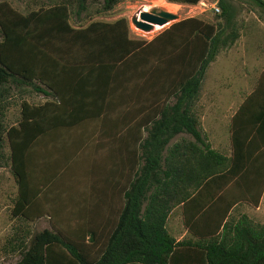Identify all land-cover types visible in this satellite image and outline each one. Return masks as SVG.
<instances>
[{"label":"trees","instance_id":"obj_1","mask_svg":"<svg viewBox=\"0 0 264 264\" xmlns=\"http://www.w3.org/2000/svg\"><path fill=\"white\" fill-rule=\"evenodd\" d=\"M49 1L50 5L34 7L26 14L5 0L0 2V107L15 76L22 79L19 84L23 87L33 84L36 91L45 93L36 86L38 83L59 96L54 82L40 73V67H55L63 61L65 52L71 53L70 46L79 48L78 54L71 55L78 61L105 62L114 71L128 64L132 65L131 72L137 73L140 57L148 54L156 41L160 48L153 60L161 75V83L155 87L160 103L155 108L156 116L147 120L146 136L141 131L136 134V148L116 152L127 155L123 164L81 167L82 173L103 178L125 177L124 181L100 183L104 186L101 190L121 197L116 212H91L94 201L88 200L89 212L80 216L82 228L70 227L73 214L61 216L59 222L52 215L49 228H35L36 221L46 213H36L30 206L28 150L42 131V111L52 104L22 101L16 126L6 125L0 117V146L8 142L7 165L18 192L10 213V232L4 241L9 251L4 244L0 249L18 255L13 264H264V222L244 213L234 214L239 204L257 206L264 191V182L250 180L249 165L241 164L236 154V116L231 118V153L226 155L207 142L196 114L206 70L240 36L232 0H217L220 13L212 21L182 18L149 42L129 37L125 17L113 22L91 21L79 27L70 23L74 13L105 15L122 0ZM169 1L195 5L200 0ZM252 1L264 11V0ZM133 73H128L121 94L136 84L131 82ZM111 81L109 78L105 100ZM180 132L191 140L182 137L167 147ZM3 159L0 157V166L6 164ZM70 161L65 158L57 165L61 175L75 173L76 166ZM46 172L53 173V167ZM64 184L68 187L72 183ZM107 185L114 186L112 192L105 188ZM177 205L182 207L184 226L190 235L179 241L166 229L168 214Z\"/></svg>","mask_w":264,"mask_h":264},{"label":"crops","instance_id":"obj_2","mask_svg":"<svg viewBox=\"0 0 264 264\" xmlns=\"http://www.w3.org/2000/svg\"><path fill=\"white\" fill-rule=\"evenodd\" d=\"M5 1L15 8L11 1ZM21 4L26 5V11L16 9L26 14L34 7L50 5V1L22 0ZM118 18L120 17L111 19L97 15L88 17L84 13H74L70 16V23L73 27H79L78 24L85 26L91 21L113 22ZM164 29L150 38L141 39L149 42ZM129 35L131 38H136L132 35L131 29ZM68 48V52L71 53L65 52V58L55 67L50 68L48 65L40 67V73L54 82L59 96L38 83L36 86L45 90V93L36 91L33 84H26L23 87L19 84L22 79L15 76L9 82V95L0 107V117L6 125L16 126L21 116L22 101L33 105H43L45 102L52 104L49 109L42 111V131L29 145L28 159L31 174L28 188L32 200L30 206L35 208L36 213H51L53 210L54 219L57 221L61 216L63 218V215L73 214L75 216L73 226L70 227L82 228L80 216L89 212L88 200L94 201L90 204L91 212L110 214L116 212L121 197L101 190L104 186L100 183L103 180L112 183L118 180L124 181L125 177L118 175L103 178L82 173L81 167L88 164L97 166L123 164L127 155L125 156L123 152L119 155L116 152L135 149L136 146L133 144L139 131L142 132L143 137L146 136L147 120L150 121L156 116L155 108L160 103L158 102L160 96L159 100H156L155 87L160 85L161 75L158 63L153 60L156 50L160 48V42H154L148 48L149 53L140 57L142 62L137 65V73L131 72L132 65L128 64L114 71L105 62L78 61L77 56L74 59L71 55L78 54L79 48L75 45ZM67 57L70 60L67 61ZM241 69L244 73L233 80L227 79L218 84L216 81L210 82V85L219 88L208 92L201 90L196 104L198 128L205 138V133H217V150L229 155L231 118L236 116V154L241 164L249 165V179L264 182V61L243 62ZM207 70L202 79V87ZM128 73H133L134 79L131 82L136 84L121 94L122 84L129 79ZM109 78L112 80L111 91L105 100ZM239 109L242 110L241 113ZM182 137L191 140L186 133L180 132L167 147ZM8 154V142L5 140L0 146V157H4L3 162L6 163L0 166V213L4 209L11 213L18 194L16 179L7 165ZM65 158L71 160L70 165L76 166V171L72 175H61L56 169L57 165L63 164ZM48 167H53V173L46 172ZM65 182L73 184L67 187ZM113 187V185L105 186L111 192ZM263 200L264 191L257 206L248 203L239 204L234 209V214L244 213L252 218L244 208L257 211ZM176 211L179 213L184 235L175 238L169 233L167 226L166 229L176 241H179L190 235L184 226L181 205L170 210L167 220ZM42 219L43 217L36 222ZM45 228H49V224L42 229ZM4 241L5 238L2 239L0 248ZM4 246L9 251L8 246L5 244ZM0 251L3 252L1 249Z\"/></svg>","mask_w":264,"mask_h":264},{"label":"rangeland","instance_id":"obj_3","mask_svg":"<svg viewBox=\"0 0 264 264\" xmlns=\"http://www.w3.org/2000/svg\"><path fill=\"white\" fill-rule=\"evenodd\" d=\"M8 1H11L15 8L20 11L24 12L27 9L26 5L21 4L22 0ZM231 2L235 6L236 21L240 28V36L230 48L221 51L215 60L210 63L204 85L201 89L202 92H208L211 89L219 88V86L210 85L211 81H216L218 84L219 82L223 83L227 79L233 80L234 78L239 77L242 73H244V70L241 69L243 68V62L264 61V11L257 7L253 1L250 3L249 0H232ZM214 5H217V0H200L195 5L177 4L170 2L169 0H122L117 3L110 12L101 16L111 19L116 17H125L129 21L130 29L134 37L150 38L174 21L165 24L159 30L155 31L152 29L153 31L150 30L145 32L136 28L131 22V17L137 14L140 10L149 11L152 8H158L177 14L178 19L184 17H199L206 21H212L214 17L220 13L213 10ZM172 6H175L176 9H172ZM204 135L206 136L208 143L214 149H217V133H205ZM69 175H72V173H69ZM244 211L254 220L264 222V200L260 205L259 210L256 211L244 208ZM53 212L54 211L51 210V213H46L42 220L35 223V228L39 230L44 226L48 227V221L49 218L54 215ZM66 219L67 218H65V220ZM65 222H67V220ZM166 226L169 233L175 238H179L184 235V228L182 227L179 213L177 211L174 212L170 218H168ZM10 227V213L7 209H4V211L0 213V246L2 239L9 234ZM18 258V255L15 253L5 254L0 251V264H13L18 260Z\"/></svg>","mask_w":264,"mask_h":264},{"label":"water","instance_id":"obj_4","mask_svg":"<svg viewBox=\"0 0 264 264\" xmlns=\"http://www.w3.org/2000/svg\"><path fill=\"white\" fill-rule=\"evenodd\" d=\"M176 20H178L177 14L158 8L149 11L140 10L131 17L132 24L145 32L152 30L155 25L164 26Z\"/></svg>","mask_w":264,"mask_h":264},{"label":"bare ground","instance_id":"obj_5","mask_svg":"<svg viewBox=\"0 0 264 264\" xmlns=\"http://www.w3.org/2000/svg\"><path fill=\"white\" fill-rule=\"evenodd\" d=\"M171 8L174 9V10L176 9L175 6H172ZM155 27H156V28H155ZM158 27H159V28H158ZM161 27H162V26L155 25L154 28H153V30H158V29H160ZM153 30H152V31H153Z\"/></svg>","mask_w":264,"mask_h":264},{"label":"built area","instance_id":"obj_6","mask_svg":"<svg viewBox=\"0 0 264 264\" xmlns=\"http://www.w3.org/2000/svg\"><path fill=\"white\" fill-rule=\"evenodd\" d=\"M213 10L217 13L220 12V8L217 5L213 6Z\"/></svg>","mask_w":264,"mask_h":264}]
</instances>
